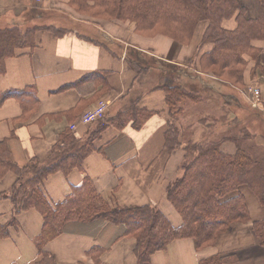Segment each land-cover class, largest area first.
<instances>
[{
    "label": "crops",
    "instance_id": "obj_1",
    "mask_svg": "<svg viewBox=\"0 0 264 264\" xmlns=\"http://www.w3.org/2000/svg\"><path fill=\"white\" fill-rule=\"evenodd\" d=\"M239 2L248 18L257 17V0ZM75 3L0 0V29L42 28L35 34V46L17 50L6 60L0 75V94L8 90L25 92L22 102L12 98L0 102V142H6L11 162L23 170L32 164H46L53 152L69 141L81 145L90 138L94 148L79 170L74 168L67 174L57 171L43 180L42 194L50 205L63 202L88 178L96 195L110 208L149 206L178 227L181 218L168 202L166 191L182 175L184 152L178 148L168 153L164 147L169 115L164 92L158 87L163 70L156 64L137 73L131 61L146 66L148 59H155L190 74L196 68L197 48L207 24L200 23L190 43L183 46L164 35L140 34L130 21L79 13ZM222 27L234 30L235 17L224 20ZM253 44L264 55V41ZM134 52L141 53V58ZM252 64L247 61L246 85L252 83ZM189 78L201 81L198 75ZM257 79L255 88L264 102V71ZM29 88L34 90L36 100L27 94L32 91ZM224 96L232 97L229 92ZM98 99L109 104L104 121L80 124V116ZM230 102L233 104L232 99ZM133 106L150 114L140 128L132 123L121 128L112 125L120 113ZM181 123L189 126L183 120ZM71 124L76 125L74 131L69 129ZM200 134L194 130L192 141L196 142ZM69 146L75 145L69 143L66 149ZM222 151L233 154L234 146L224 143ZM19 182L15 173H6L0 177V193L10 192ZM238 191L246 207V221L231 223L212 244L199 249L190 238L173 240L151 255L150 264H201L211 258L231 264H264V247L252 228L254 223L264 221V205L248 187ZM11 217V201L2 198L0 223H7ZM17 222V229L0 239V264H37L42 258L36 247L42 217L29 209L17 216ZM122 232L121 226L107 222H69L42 252L55 264H137L135 240ZM92 249H98L94 256L89 255Z\"/></svg>",
    "mask_w": 264,
    "mask_h": 264
},
{
    "label": "trees",
    "instance_id": "obj_2",
    "mask_svg": "<svg viewBox=\"0 0 264 264\" xmlns=\"http://www.w3.org/2000/svg\"><path fill=\"white\" fill-rule=\"evenodd\" d=\"M89 1L92 2L91 6ZM73 2H76L79 13L130 21L140 34L164 35L180 45L190 41L200 22H207L203 41L210 43L212 47L202 54L198 71L209 69L212 76L220 79L224 76L227 78L224 82L232 84V80L244 89L247 60L254 64L251 74L260 70L262 53L253 43L264 41V0H257L258 12L254 19L246 16V9L239 0ZM233 16L236 21L235 29L224 30L221 22ZM40 29L42 28L27 27L22 30L16 26L0 29V75L4 73L6 60L13 57L17 50L35 46V34ZM134 53L141 58V53ZM156 64L163 70L159 72L158 87L164 92L169 115L164 147L168 153L178 148L184 152L182 175L166 191L168 202L181 218L180 226L173 227L163 213L149 206L110 208L96 195L88 178L84 179L81 186L73 188L63 202L51 206L42 194L43 180L57 171L67 174L74 168L79 170L84 158L94 148L90 138L81 145L74 140L69 141L68 144L75 146L66 149L68 144L62 145L53 152L46 164H32L23 170L11 162L7 144L3 141L0 142V177L11 172L18 176L20 182L10 192L0 193V200L6 198L12 204L11 219L5 224L0 223V239L8 237L11 229H17V216L20 213L35 209L42 217V229L36 240V247L42 258L37 264H55L49 255L42 252V248L61 234L67 223L93 221L121 226L122 235L135 240L133 252L137 264H150L151 255L164 250L173 240L190 238L199 249L212 244L231 223L246 221L247 211L238 191L240 187H248L264 205V105L261 110H254L242 94L233 91L229 93L234 96L233 105L229 106L223 100L205 95L208 88L201 85L203 82L189 78V75L198 74H184L179 67L155 59H148L146 66L138 61H131V67L137 73L143 67L149 68ZM24 93L20 90L5 91L0 94V102L9 98L22 102ZM27 94L36 100L33 89ZM199 104H203L205 108L206 105L208 108L214 106L222 116L212 111V114L199 118L197 125L203 128L202 137L193 142L191 126L183 134L182 128L177 125L179 117L185 111L191 113V107ZM227 107L234 110V117H229V113L225 111ZM149 115L147 111L133 106L128 112L120 113L112 125L121 128L132 123L138 129ZM224 143L234 146L233 154L222 151ZM252 228L260 245L264 247V221L254 223ZM91 251L89 255L94 256L98 249ZM201 264L231 262L211 258Z\"/></svg>",
    "mask_w": 264,
    "mask_h": 264
},
{
    "label": "rangeland",
    "instance_id": "obj_3",
    "mask_svg": "<svg viewBox=\"0 0 264 264\" xmlns=\"http://www.w3.org/2000/svg\"><path fill=\"white\" fill-rule=\"evenodd\" d=\"M36 3H38V2L36 1ZM222 22H221V27H222ZM200 23H206L207 24L206 29H205V32H206L207 27H208V23L207 22H200ZM223 29L227 30L225 28H223ZM195 30H196V28H195ZM205 32L203 33V36H202L201 41H200V43L198 45V48H197V55H196L197 56V64L195 65L196 68H192V70H190L192 74L200 75L201 81L203 82V84H201V85H204V86H206L208 88L206 90L207 92H204V94L205 95H210V97L213 98V99L214 98L215 99H219L220 101L223 100L226 104H230L229 106H232L233 104L230 102V100L232 99V102H233L234 101V98H233L234 96L226 97V96H223V95H225L228 92L231 94V92H233V91L242 94L241 92L245 88L247 89V88L251 87L253 89V92H247L244 95L243 94L242 95L247 99V101H248L249 105L251 106V108H253L254 110H257L258 108H260V110H261L262 109L261 106L264 105V102L262 101V99L258 95L259 91L257 90V88H255L256 87L255 83L258 80L257 78H258L259 74L264 71V68H263L264 55L263 54L261 55V64H260L261 67H260V70L256 71V73L250 75V77H251L250 81L252 80L251 81L252 83H249L247 85L245 84L244 89H242V86H240V85H238L236 83H233L234 81H232V80H230V82L232 84H230V83L228 84L227 82H224V80H227L226 77L222 76L223 80L220 79V78L214 77V76L211 75L209 69L203 70V71L201 70V72H200V70L198 71V67L200 66V64H199L200 62L199 61H200V58H201L202 54H204L205 52H208L211 49V47H212V45L210 43H206V42L203 41ZM191 39H190V41H191ZM190 41L188 43H186V44H181V45L186 46V45H188L190 43ZM205 47H206V49H204ZM207 49H209V50H207ZM261 53H262V51H261ZM191 65L193 67V62L191 63ZM253 65L254 64H252V66ZM193 69H195L196 72ZM181 82H183V81H181ZM205 83L207 85H205ZM254 89H256L258 93H256L254 91ZM220 94H222V95H220ZM218 107H220V106H218ZM212 111H214L215 113H218V116H220V117L222 116L221 112L219 110H216L214 108V106L209 107V108H208L207 105H206V108L203 107V104L192 106L191 107V113H189L188 111L187 112L185 111V113L180 116V119H179L180 122H179L178 126H180L182 128L183 134H186L188 126H186V124L181 123V120L185 121L189 126H191V130L190 131H192V136H193L194 130H196V131H198V134L201 133L200 136H199L201 138L202 137L201 136L202 132H200V131L203 130V128L201 127V128L198 129L197 127H199V126L198 125H194V124H197V120L199 118H202V117H204L207 114H212ZM225 111L229 113V117L230 118L234 117L235 112H234L233 109H231L230 107H227V108H225ZM223 116H224V114H223ZM192 136H191V138H192ZM199 137L197 136L198 140H200Z\"/></svg>",
    "mask_w": 264,
    "mask_h": 264
},
{
    "label": "built area",
    "instance_id": "obj_4",
    "mask_svg": "<svg viewBox=\"0 0 264 264\" xmlns=\"http://www.w3.org/2000/svg\"><path fill=\"white\" fill-rule=\"evenodd\" d=\"M244 91V92H243ZM241 93L244 95L247 92H253V89L251 87L247 88L246 90H243ZM256 93L257 90L254 89ZM247 100V99H246ZM251 103V102H250ZM109 107V104L103 100V99H98L95 103V105L91 108L86 110L79 118V123L82 125H89L93 122L96 121H104L105 119V113ZM69 129L71 131H74L76 129L75 124H71L69 126Z\"/></svg>",
    "mask_w": 264,
    "mask_h": 264
}]
</instances>
